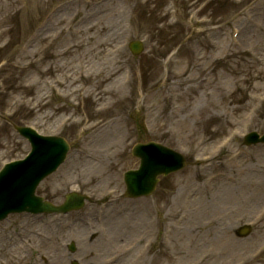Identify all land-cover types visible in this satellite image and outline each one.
<instances>
[{"label": "rangeland", "instance_id": "1", "mask_svg": "<svg viewBox=\"0 0 264 264\" xmlns=\"http://www.w3.org/2000/svg\"><path fill=\"white\" fill-rule=\"evenodd\" d=\"M263 4L0 0V169L29 151L12 125H33L71 146L69 162L39 195L52 203L71 191L91 198L81 212L65 217L22 214L1 222L0 264H6L7 240L18 235L26 238L18 264H65L50 260L59 246L55 239L68 241L73 228L78 250L91 231L94 241L105 198L112 201L102 224L110 233L117 226L118 240L109 252L102 249L100 264L114 252L119 264H264V146L242 144L248 131L264 133ZM52 7H58L54 15ZM234 29L239 42L230 38ZM128 39L143 42L144 52H111ZM117 69L133 75L131 85H121L122 72L99 85ZM102 89L114 95L98 101ZM109 100L113 106L97 113ZM63 119L69 122L58 130ZM149 141L181 152L189 165L163 178L150 198L125 199L122 176L139 166L132 148ZM246 224L252 233L240 238L237 231ZM32 229L46 234L31 235ZM62 251L71 264V254ZM95 254L78 251L74 259L99 263Z\"/></svg>", "mask_w": 264, "mask_h": 264}, {"label": "water", "instance_id": "2", "mask_svg": "<svg viewBox=\"0 0 264 264\" xmlns=\"http://www.w3.org/2000/svg\"><path fill=\"white\" fill-rule=\"evenodd\" d=\"M151 149H154V148H151ZM155 149L156 150H160L161 152H164V150L161 149V148H159V147H155ZM140 156L143 159L142 168H141V170L138 173H136V174H130L129 175V182L131 184L135 180L138 181L139 179H144L145 173H146V171H148L149 168H153V169L162 168V169H159V170H161V172L163 171L166 174H168L169 172L174 171V170H177V169H179V168H181V167L184 166V160L181 157H179L178 155L174 154V153L172 154V156H173L174 159L171 162H169V164H168L169 166L167 165V167H166V165H165V167H155V166H152L150 164V159L147 158L148 155H144V154L142 155V154H140ZM143 181L144 180H141V183H142L141 188H143V184H144ZM139 192L142 193V190H140Z\"/></svg>", "mask_w": 264, "mask_h": 264}, {"label": "bare ground", "instance_id": "3", "mask_svg": "<svg viewBox=\"0 0 264 264\" xmlns=\"http://www.w3.org/2000/svg\"><path fill=\"white\" fill-rule=\"evenodd\" d=\"M243 3H244V2H243ZM263 5H264V4H263ZM261 27H264V20H263V22L261 23ZM121 67H122V66H121ZM124 70H125V69H123V70H121V69H117L116 71L113 70V71H111L110 73H108L106 76H102V78H100V84H99V85H104V83H105L106 81H109V80L112 79L113 77L118 76L120 72L124 73ZM123 76H124V74H123ZM131 84H132V82L130 83V85H131ZM121 85H122V84H121ZM122 87H123V86H122ZM101 91H102L101 93L97 94L98 101L103 100L106 96L114 95V90L102 89ZM122 93H124V92H122ZM120 96L122 97L121 94H120ZM110 104H111V103H110ZM112 104H114V101L112 102ZM19 247H20V246H18V248H19ZM13 255H14V254H13ZM13 255H12V256H13ZM54 258H55L56 260L59 261V258H58L57 255H55Z\"/></svg>", "mask_w": 264, "mask_h": 264}]
</instances>
